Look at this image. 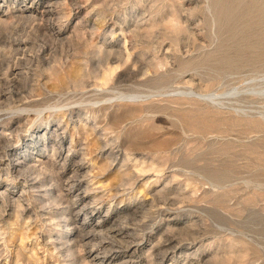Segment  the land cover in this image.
Masks as SVG:
<instances>
[{
	"label": "rangeland",
	"instance_id": "374dc122",
	"mask_svg": "<svg viewBox=\"0 0 264 264\" xmlns=\"http://www.w3.org/2000/svg\"><path fill=\"white\" fill-rule=\"evenodd\" d=\"M95 263L264 264V0H0V264Z\"/></svg>",
	"mask_w": 264,
	"mask_h": 264
},
{
	"label": "bare ground",
	"instance_id": "6f19581e",
	"mask_svg": "<svg viewBox=\"0 0 264 264\" xmlns=\"http://www.w3.org/2000/svg\"><path fill=\"white\" fill-rule=\"evenodd\" d=\"M72 201V200H71ZM81 209V208H80ZM122 263V262H121ZM96 264V263H95Z\"/></svg>",
	"mask_w": 264,
	"mask_h": 264
}]
</instances>
